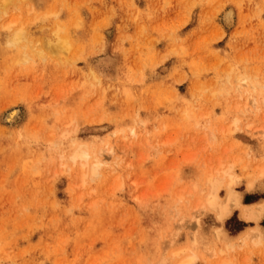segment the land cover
<instances>
[{"label":"rangeland","instance_id":"obj_1","mask_svg":"<svg viewBox=\"0 0 264 264\" xmlns=\"http://www.w3.org/2000/svg\"><path fill=\"white\" fill-rule=\"evenodd\" d=\"M2 10L0 264H264V211L251 217L264 206V0ZM7 23L25 47L4 43ZM54 29L67 49H50ZM80 144L104 151L97 176L71 161ZM226 169L239 203L221 216L204 202L214 177L227 199Z\"/></svg>","mask_w":264,"mask_h":264},{"label":"bare ground","instance_id":"obj_2","mask_svg":"<svg viewBox=\"0 0 264 264\" xmlns=\"http://www.w3.org/2000/svg\"><path fill=\"white\" fill-rule=\"evenodd\" d=\"M10 1L11 0H1L0 7L3 9L2 11L5 10L6 5ZM234 15H235L234 10L232 8H228L222 17L223 22L227 25L233 24L234 23ZM4 26L6 28L4 43L6 45L19 49V48L25 47L26 43L27 44L29 43L27 41L25 42V40H24L26 38L25 27H23L22 24L18 25L15 28H12L11 23H7ZM54 30L55 31L52 33V35L50 37H48V41H47V44L49 45L50 49H52L54 51H57L59 49H67L69 46L67 39L58 34V29H54ZM22 52H23V50H22ZM237 81H243L244 83H246V82L249 83L248 77L237 78ZM238 86L240 87V85H238ZM250 87L254 88L253 85ZM252 97H253V94H252ZM263 101H264V98H263ZM246 102H247V100H246ZM252 102H253L252 105L253 104L256 105V109H257V107L259 108L257 96L252 98ZM256 109H254V110H256ZM19 114H20L19 109H17V108L13 109L12 108L10 111H8L4 114V119L6 122L11 123L16 118L19 117ZM62 135L66 136L67 133H63ZM103 152L104 151L102 150L101 152L94 154V152L91 148H89L88 146H85L83 144H80L77 146V148H75L69 154V157L71 158V161L73 163H78L81 165V168L83 171V175H82L83 180H84V178L86 179L88 174H91V177H93L95 175L97 176L99 174V172H100L99 168L103 162V159L101 158L102 157L101 155L103 154ZM107 152L110 155H112V152H113L112 147L108 148ZM262 171H263V169H262ZM223 173L226 174L227 176L230 175V181L227 184L229 187V193H228L227 199L224 201H220L219 195L217 193V188H216V183H218L220 181V178L214 177V178L209 180L211 186H210V190L207 192V194H205L206 196H205V202L204 203H206V205L208 204V206L210 205L211 207L212 206L216 207V208L220 207L221 214H222L221 216H226L231 211L230 210V203H229L230 200L235 199L234 201L239 203V198H238V196H236L237 194L234 195L237 192L233 193L234 191L231 188V185L236 183L237 179L231 177L230 169H226L225 171L223 170ZM215 178H217V179H215ZM245 209H247V207H245ZM263 211H264V206H260V210H258V212H256V213H251L252 214L251 217L253 216V217H255V219H259L261 217ZM193 260H194L193 256L188 257V258L183 259L180 262H178V264H190ZM165 261L166 260L161 261L160 264H165Z\"/></svg>","mask_w":264,"mask_h":264}]
</instances>
